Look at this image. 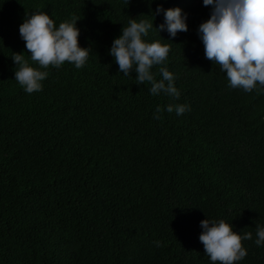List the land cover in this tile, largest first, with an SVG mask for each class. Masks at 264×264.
<instances>
[{"label": "trees", "instance_id": "obj_1", "mask_svg": "<svg viewBox=\"0 0 264 264\" xmlns=\"http://www.w3.org/2000/svg\"><path fill=\"white\" fill-rule=\"evenodd\" d=\"M160 3L189 13L166 61L179 98L152 94L151 82L124 75L109 51L132 16L153 21L149 38L170 37L155 28ZM211 7L0 0V264H220L200 240L207 215L253 233L235 264H264L255 243L264 224V86L231 87L205 56L198 27ZM35 10L57 24L81 17L80 42L92 48L83 67L49 65L43 89L28 93L12 55L30 59L20 24ZM168 103L191 108L178 115Z\"/></svg>", "mask_w": 264, "mask_h": 264}, {"label": "clouds", "instance_id": "obj_2", "mask_svg": "<svg viewBox=\"0 0 264 264\" xmlns=\"http://www.w3.org/2000/svg\"><path fill=\"white\" fill-rule=\"evenodd\" d=\"M203 3L212 6L210 16L198 27L205 56L226 72L231 87L250 92L264 86V0H203ZM159 12H163L164 19L159 25L155 24V28L160 33L166 29L170 37L149 38L153 21L146 16H132L121 34L114 38L109 51L124 75L135 71L136 82H151L152 94L164 92L179 98L181 90L176 84V75L166 66V61L171 49L169 41L189 28V13L180 5L165 8L163 3L157 5L155 15ZM80 18L73 14L57 24L47 11L26 13L20 34L31 56L29 59L21 51H14L12 55L16 62L15 78L26 92L43 89L49 65L60 67L68 61L80 68L86 64L92 47L80 42L81 28L77 23ZM155 65H161L159 79L153 71ZM166 108L168 112L182 115L191 105L168 103ZM163 111L164 106L157 105L154 117L160 118ZM201 224L200 240L213 262L235 264L247 255L244 241L253 237L251 231L237 230L232 220L224 217L207 215ZM155 243L162 242L156 240ZM255 243L264 245V224H257Z\"/></svg>", "mask_w": 264, "mask_h": 264}]
</instances>
